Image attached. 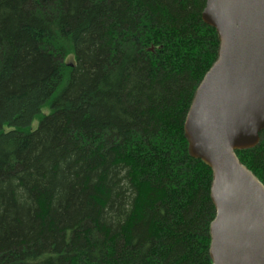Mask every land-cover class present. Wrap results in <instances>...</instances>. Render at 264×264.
<instances>
[{
	"label": "trees",
	"instance_id": "obj_1",
	"mask_svg": "<svg viewBox=\"0 0 264 264\" xmlns=\"http://www.w3.org/2000/svg\"><path fill=\"white\" fill-rule=\"evenodd\" d=\"M205 1L0 0V264H211L183 133ZM259 139L236 156L264 185Z\"/></svg>",
	"mask_w": 264,
	"mask_h": 264
},
{
	"label": "water",
	"instance_id": "obj_2",
	"mask_svg": "<svg viewBox=\"0 0 264 264\" xmlns=\"http://www.w3.org/2000/svg\"><path fill=\"white\" fill-rule=\"evenodd\" d=\"M217 58L197 86L183 124L191 158L211 171V264H264V185L236 152L264 131V0H206Z\"/></svg>",
	"mask_w": 264,
	"mask_h": 264
},
{
	"label": "rangeland",
	"instance_id": "obj_3",
	"mask_svg": "<svg viewBox=\"0 0 264 264\" xmlns=\"http://www.w3.org/2000/svg\"><path fill=\"white\" fill-rule=\"evenodd\" d=\"M49 112H50V110L48 108H46V107L41 109V114L42 115H47V114H49ZM37 125H38V118H35L32 121V123H31L30 129L31 130L36 129L37 128Z\"/></svg>",
	"mask_w": 264,
	"mask_h": 264
}]
</instances>
